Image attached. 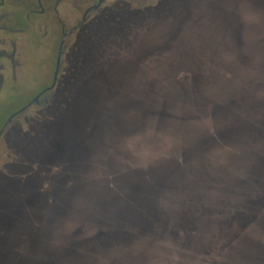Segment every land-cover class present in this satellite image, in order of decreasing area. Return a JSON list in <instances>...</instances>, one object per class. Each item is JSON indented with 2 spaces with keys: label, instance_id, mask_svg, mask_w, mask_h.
Listing matches in <instances>:
<instances>
[{
  "label": "rangeland",
  "instance_id": "rangeland-1",
  "mask_svg": "<svg viewBox=\"0 0 264 264\" xmlns=\"http://www.w3.org/2000/svg\"><path fill=\"white\" fill-rule=\"evenodd\" d=\"M99 11L0 138V264H264V0Z\"/></svg>",
  "mask_w": 264,
  "mask_h": 264
},
{
  "label": "flooded vegetation",
  "instance_id": "flooded-vegetation-1",
  "mask_svg": "<svg viewBox=\"0 0 264 264\" xmlns=\"http://www.w3.org/2000/svg\"><path fill=\"white\" fill-rule=\"evenodd\" d=\"M105 4L106 0H0V105L11 99L12 93L23 92V80L36 87L30 98L5 118L0 138L16 117L33 105L52 100L64 67L73 63L75 41L85 35L91 19ZM59 57L56 85L15 114L53 83ZM32 60L37 63L35 70L29 68Z\"/></svg>",
  "mask_w": 264,
  "mask_h": 264
},
{
  "label": "water",
  "instance_id": "water-1",
  "mask_svg": "<svg viewBox=\"0 0 264 264\" xmlns=\"http://www.w3.org/2000/svg\"><path fill=\"white\" fill-rule=\"evenodd\" d=\"M59 70H60V57H59V61H58V64H57V67H56V70H55V75H54V80H53V83L46 89H44L43 91H41L30 103H28L26 106H24L23 108H21L19 111H17L15 114L17 113H20L22 111H24L25 109H27L30 105H32L35 101H38L39 100V97L42 93H44L47 89H50V88H53L56 83H57V80H58V74H59ZM13 114L11 117L8 118L6 124L12 119V117L15 115ZM5 124V125H6Z\"/></svg>",
  "mask_w": 264,
  "mask_h": 264
},
{
  "label": "trees",
  "instance_id": "trees-1",
  "mask_svg": "<svg viewBox=\"0 0 264 264\" xmlns=\"http://www.w3.org/2000/svg\"><path fill=\"white\" fill-rule=\"evenodd\" d=\"M160 225H161V226H166V225H164V222H162V223L160 222L159 226H160Z\"/></svg>",
  "mask_w": 264,
  "mask_h": 264
}]
</instances>
